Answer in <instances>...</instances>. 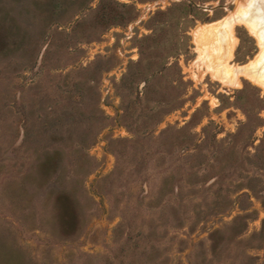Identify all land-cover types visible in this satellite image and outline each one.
<instances>
[{"label":"rangeland","instance_id":"rangeland-1","mask_svg":"<svg viewBox=\"0 0 264 264\" xmlns=\"http://www.w3.org/2000/svg\"><path fill=\"white\" fill-rule=\"evenodd\" d=\"M263 1L0 0V264H264Z\"/></svg>","mask_w":264,"mask_h":264},{"label":"bare ground","instance_id":"bare-ground-1","mask_svg":"<svg viewBox=\"0 0 264 264\" xmlns=\"http://www.w3.org/2000/svg\"><path fill=\"white\" fill-rule=\"evenodd\" d=\"M249 29H250V30L252 31V33L258 38L260 44H262L263 47H264V44L262 43L261 39L259 38V35L256 34L251 28H249ZM249 78L251 79V81H252L253 83H255V84H257V85H261L260 80H258L257 78H253V77H249ZM261 86H262V85H261Z\"/></svg>","mask_w":264,"mask_h":264},{"label":"water","instance_id":"water-1","mask_svg":"<svg viewBox=\"0 0 264 264\" xmlns=\"http://www.w3.org/2000/svg\"><path fill=\"white\" fill-rule=\"evenodd\" d=\"M263 4H264V1H263ZM262 19L264 20V14H262ZM262 25L264 26V22L262 23Z\"/></svg>","mask_w":264,"mask_h":264}]
</instances>
